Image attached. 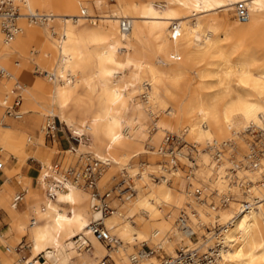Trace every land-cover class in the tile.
I'll use <instances>...</instances> for the list:
<instances>
[{
    "label": "bare ground",
    "instance_id": "1",
    "mask_svg": "<svg viewBox=\"0 0 264 264\" xmlns=\"http://www.w3.org/2000/svg\"><path fill=\"white\" fill-rule=\"evenodd\" d=\"M16 1L18 33L8 39L0 24V67L6 70L0 79L4 170L10 157L24 159L28 142L44 149L46 125L54 117L81 141L67 150L63 168L53 160L56 147L46 150L48 156L30 154L41 163L35 184L21 175L22 191L7 181L0 185V206L9 213L12 231L9 238L0 234V264H142L147 259L158 264L159 259L152 260L156 256L134 261L138 245L150 243L175 255L177 243L210 251L217 237L222 245L214 264H264V183L254 169H249L254 182L247 180L245 191L237 190L238 197L221 207L227 219L220 224L222 232L212 230L197 242L190 233L202 221L193 211L191 222L180 209L193 207L189 195L201 198L203 188L186 193L168 183V175L177 174L176 156L188 160L191 184L201 174L213 181L209 150L219 164L225 149L228 153L242 144L250 127L264 130V0H113L111 9L102 8L107 0ZM240 1L249 17L232 23L229 11ZM33 13L43 15L42 22L31 19ZM18 96L21 118H13L7 112ZM164 133L193 144L201 173L193 174L196 162L182 150L147 148L161 144ZM148 151H168L170 161L164 156L166 164H136ZM88 153L107 162L101 180L117 168L136 177L134 186H126L123 178L103 192L112 206L108 213L94 206L100 200L91 188L67 176ZM159 170L160 182L152 181L150 175ZM56 184H64L63 189ZM17 194L26 202L24 210L15 203ZM97 220L118 239L116 244L97 238L91 227ZM21 242L26 248L19 250ZM41 253L44 262L36 261Z\"/></svg>",
    "mask_w": 264,
    "mask_h": 264
},
{
    "label": "built area",
    "instance_id": "2",
    "mask_svg": "<svg viewBox=\"0 0 264 264\" xmlns=\"http://www.w3.org/2000/svg\"><path fill=\"white\" fill-rule=\"evenodd\" d=\"M236 18H238L241 21L247 20L249 17V8L246 5L244 1H240L237 3L236 6ZM20 16V8L16 0H0V24L1 28L6 35L8 39L13 38L18 31L20 30V26L18 23V18ZM30 18L33 19L35 22H42L44 19L43 15L40 14H29ZM125 27L126 25L123 24ZM6 74V70L2 67H0V79L4 77ZM20 107V96H18L16 102L8 109V116L13 118H21V113H19L18 108ZM59 119V118H58ZM61 121H57V117H54L50 119L46 125V135L50 137H54L61 129ZM252 133H255L254 135L257 136L255 140H252L251 146L248 150L247 154V163H243L242 160H234V165L230 168L232 170V181L238 182L241 180L242 187L247 188L248 183L245 182L246 178H241L237 176V173L239 171V168L247 167L251 169H259L261 167V157L264 155V133L263 130L258 128H253L250 130ZM68 136L71 140H75L80 143L81 139L78 134L74 133L72 130L69 129ZM84 137L87 139L88 135H84ZM187 142L183 140L182 137H180L178 134L175 133H168L166 136V144L169 146L167 150L169 149L171 154L173 152L175 153V150H182V147H174L175 142ZM182 145V144H180ZM187 145V144H186ZM216 155H220L219 153H216ZM188 157H190L192 160L194 159L193 151H189L187 154ZM178 156L175 158L177 159ZM32 160H35L34 158H30ZM245 164H247L245 166ZM107 165V162L98 158L94 157L92 154H86L82 156L80 165L78 168L70 169L67 171L68 178L74 182L84 185L87 188H91L93 191V195L97 200H100V202H96L94 205L96 208L101 209L104 213H108L112 211V206L107 201H105V198L109 195L108 192L101 193V191L98 188L97 182L98 178L102 174L104 166ZM4 166L5 163L3 161H0V173L4 172ZM263 174V180H264V172ZM48 178H52L51 176H47ZM56 187L61 190L64 187V184H56ZM49 195L52 198L56 197V192L53 189L48 190ZM228 197L223 196L222 198L219 197V203H225L228 200ZM22 196L20 194H17L15 196V203L18 205L22 202ZM221 200V201H220ZM215 205L218 204V201H213ZM244 204L245 208H248L250 206L249 202H245ZM180 221L186 225L187 223V217L185 214H181ZM91 227L93 229V232L99 238L100 240L107 243L108 246H112L118 242V239L113 236L110 231L104 227V224L101 220H97L91 223ZM207 227V226H205ZM223 227V226H222ZM222 227L220 225H215L213 228H209L207 233L202 234L205 238H207L208 233H211L212 230H215L219 232L216 235H219L222 232ZM208 228V227H207ZM192 238L199 239L200 234L196 231H191L190 233ZM215 245L210 248V251H203L199 246H186L183 248H179L177 253L175 255H162L161 251L163 250L162 247H153L149 246L147 244H143L138 249L137 253L132 256V259L134 261L138 259L147 258L150 256H157L159 258L158 264H214L217 259V254L219 252V248L222 245L221 240L217 237L215 238ZM25 243L21 242L18 249L22 250V248H26L24 246ZM86 246V245H85ZM37 260L44 261V255L41 253L37 256Z\"/></svg>",
    "mask_w": 264,
    "mask_h": 264
},
{
    "label": "rangeland",
    "instance_id": "3",
    "mask_svg": "<svg viewBox=\"0 0 264 264\" xmlns=\"http://www.w3.org/2000/svg\"><path fill=\"white\" fill-rule=\"evenodd\" d=\"M115 1L113 0H107V3L103 4L102 8L104 9H111L114 7ZM220 13L222 15H224L225 12L220 11ZM229 17V21L230 22H237L238 20L236 19V12L235 10H231L229 11L228 14ZM236 19V20H235ZM139 100V97H137ZM57 121H59L58 117H57ZM253 128H257L258 131V127H250L247 131H245L244 133V139H243V143H238L235 145V147L228 153H226V149L224 151L223 154V158L221 159V161L219 162V164H216L214 158L212 157L211 151L209 150V157H210V161L211 164L214 165L215 170L210 174V176L214 179L213 181L206 179L202 174L198 177V181L195 183H190L191 179L187 178V174H188V167H189V162L188 160L183 157V156H179V159L177 157V162L176 165L174 164V168L173 170L177 172V174H173V175H168L169 179H168V183L172 186V187H178L180 189H182V191L188 193L189 190H193L195 187H201L203 188V194L201 198H197L196 196H192L189 195L190 198L193 199V204L194 206L191 207L189 206V204H186L184 206V208L182 207L180 209V212L182 209L186 210L189 214H190V221L192 222V216L190 212H195L196 216L198 219H200L202 221V225L199 226V228L196 229V232H199L200 237L199 239L197 238H192L194 241H199L201 239H203L204 236H202V234L207 233V231L209 230V228H213L215 225H220V224H224V222L227 220L226 218H223V216L220 213V209L221 207H224L226 204H228L230 202V200H232L237 196V193L239 191H245L246 188L242 187V183L241 180H239L238 182H233L232 181V171H231V167H232V161L233 160H242L243 163H247L246 160V155L248 153L249 147L252 143V140H255V138H257V136H255V133H252L250 130H252ZM61 129L65 130L67 132V134L69 133V128L66 124H64L63 122L61 123ZM260 129V128H259ZM39 134V128L36 129ZM263 130V129H261ZM154 131V125H153V119L151 117V121H150V133H152ZM45 132V129H44ZM176 133V132H175ZM264 133V130H263ZM167 133H164V139L162 141L161 144H156V145H149L147 148L150 151H157L159 146H164L166 149L169 147L167 146V144H165V135ZM35 135V134H34ZM47 135L45 133V139H46ZM264 137V136H263ZM48 138H50V136H48ZM184 140V139H183ZM73 145H78V142H76L75 140H73ZM29 143V142H28ZM25 146V151L27 148V145ZM151 143V142H150ZM182 144V145H180ZM187 144V145H186ZM193 144L190 142H183L182 140L180 142H175V146L174 147H182V151L185 153H188L189 151H193V155H195V162H196V167L193 170V174L195 175L196 173H201V166H200V159L198 154L194 151V148L192 149ZM56 147V146H55ZM71 147V146H70ZM69 147V148H70ZM68 148V149H69ZM40 150V149H39ZM50 150V149H49ZM51 151V150H50ZM146 152L144 154H142L140 157H138L136 164H139L141 162H152L154 163V165H157V163H165V158H163L164 156L167 158L168 161H170L169 158H171L170 154L168 153V151H166V153H156V152ZM49 152V151H48ZM67 152V151H66ZM30 153V152H28ZM69 155V153H67ZM37 157H39V153L35 154ZM47 154H45L46 156ZM41 156V155H40ZM44 156V157H45ZM25 157H27V154H24V159L21 158L19 159V166L22 165L23 169L25 168V166H28V162L31 163V167L34 168V170L36 171V173L39 172L40 170V163L37 160H32L29 158L26 160ZM264 155L261 158V162L263 161ZM66 164V163H65ZM222 165L223 166V171L221 173H218L217 169H218V165ZM246 166V164H245ZM250 168L247 167H240L239 171L237 173V176L241 177V178H246L245 182L247 180H252L254 182L255 179H253L251 177L252 172L249 171ZM262 172H264V169L262 167H260L259 169H254L253 175L256 176V179L260 182V183H264L263 180V174ZM162 174V171H155L152 175H150V178L152 181L154 182H160V175ZM216 174H218V176H222V174H228V176L224 179L222 178H218L216 177ZM179 175V176H178ZM193 175V176H194ZM216 177V178H215ZM101 178V177H100ZM98 181V186L101 190V193H103L105 190H108L110 187H112L115 183H117L119 180L126 178L127 182L125 183V185H129L132 184L133 186L136 185V177L135 176H130L128 175V171L127 169H121V168H117L116 170H114L113 172H111L105 179H100ZM218 178V179H217ZM220 181H225V183L223 184V186L220 184ZM36 183V176L33 177V184ZM182 183V186H179V184ZM207 187V188H206ZM115 193H113V197L117 198L116 196H114ZM227 197L229 196V200H227V202L225 203H219V197ZM133 197V196H132ZM113 198V199H114ZM241 198V197H240ZM201 199V200H200ZM245 198H241V200L243 201ZM218 201V204L215 205V203H213V201ZM202 201H204L203 203H201ZM221 201V200H220ZM23 203V201H22ZM212 205L216 206L215 209H212ZM18 207L22 209L21 204H18ZM201 210L204 215H200L199 211ZM210 213L208 216H206V213ZM213 215H212V214ZM179 225V222H176ZM207 226V227H205ZM2 230V229H1ZM4 231V230H3ZM150 244V243H149ZM147 244V245H149ZM152 245V244H150ZM149 245V246H150ZM180 245L183 246H189L186 242L185 243H177L175 245V249L176 251L181 247ZM193 245V244H191ZM141 246V244L138 245V248ZM162 255H169V253H167V251L165 249H163L161 251ZM159 258L156 256L153 260V262H156ZM151 260L147 259L144 261H141L140 263L142 264H148ZM114 264V263H113Z\"/></svg>",
    "mask_w": 264,
    "mask_h": 264
},
{
    "label": "crops",
    "instance_id": "4",
    "mask_svg": "<svg viewBox=\"0 0 264 264\" xmlns=\"http://www.w3.org/2000/svg\"><path fill=\"white\" fill-rule=\"evenodd\" d=\"M37 132L38 131L34 129V134L36 136L38 134ZM34 143L29 142L27 145L25 152L26 154H28L27 156L28 161H29V158H34L40 163L38 159H36L34 156H30V154H33V155L37 153L46 154L48 153L46 151L47 149H52L53 147L56 146L57 149L53 155V160L56 164H58L59 168H63L66 162V159H67V155H68L66 151L71 145H73L74 142L73 140L70 139V137L68 136L65 130L60 129V131L54 137H50V138H48V136L46 137L44 149L39 150L38 144L36 142ZM19 161L20 160L17 157H13V156L10 157L6 164L8 171L4 170V172L0 173V185L3 182L7 181L9 185L13 187L14 191L16 192L23 190V183L21 180V175H26L28 177H31L32 179L34 176L37 175L34 168L31 167L32 165L31 163L28 162V166H25V168L23 169L22 165L19 166L20 164ZM22 201L23 203L21 202L20 204L22 206V210H24L27 206H26V202H24V200ZM8 218H9V213L7 212V210H5L4 208L0 206V234L2 235L4 239L9 238L12 235V231L10 228V222ZM3 238L0 237V248H2L3 246L4 240H1ZM25 238L26 236H23L22 241H26ZM39 261H42V260H39Z\"/></svg>",
    "mask_w": 264,
    "mask_h": 264
}]
</instances>
